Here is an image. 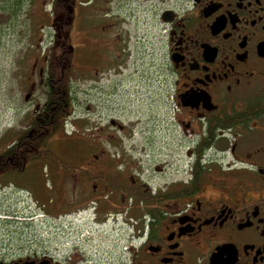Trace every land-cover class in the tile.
<instances>
[{
  "label": "flooded vegetation",
  "instance_id": "1",
  "mask_svg": "<svg viewBox=\"0 0 264 264\" xmlns=\"http://www.w3.org/2000/svg\"><path fill=\"white\" fill-rule=\"evenodd\" d=\"M125 3L130 14L150 3L166 31L170 125L183 138L168 155L107 140L118 149L94 143L61 161L68 206H42L47 236L0 249V264H264V0ZM75 19L93 44L88 17Z\"/></svg>",
  "mask_w": 264,
  "mask_h": 264
},
{
  "label": "rangeland",
  "instance_id": "2",
  "mask_svg": "<svg viewBox=\"0 0 264 264\" xmlns=\"http://www.w3.org/2000/svg\"><path fill=\"white\" fill-rule=\"evenodd\" d=\"M125 4L77 0L69 7L68 37L74 49L71 106L48 141L60 161L95 154L94 143L118 149L107 140L123 144L134 155H168L183 138L182 131L170 125L166 31L150 3L141 4L135 14ZM79 15L93 26L91 45L83 44L86 31L78 35L83 26L75 19ZM57 17L54 4L46 0L0 2V155L46 102L45 71L61 41ZM185 149L179 143L178 155L184 156ZM60 174L57 165L45 160L29 162L22 174H0V249L27 247L29 239L47 236L46 219L52 216L42 206L50 211L68 206ZM71 187L68 201L74 196ZM50 232L56 233L52 225ZM53 237L57 243L58 237Z\"/></svg>",
  "mask_w": 264,
  "mask_h": 264
},
{
  "label": "trees",
  "instance_id": "3",
  "mask_svg": "<svg viewBox=\"0 0 264 264\" xmlns=\"http://www.w3.org/2000/svg\"><path fill=\"white\" fill-rule=\"evenodd\" d=\"M73 3L54 4L60 21L61 41L55 49V61L45 71L46 102L37 112L29 127L0 155V174H22L31 161H50L58 167L61 161L48 149L49 139L61 128L71 106L72 62L74 49L68 33ZM14 9V8H13ZM59 52V53H58Z\"/></svg>",
  "mask_w": 264,
  "mask_h": 264
}]
</instances>
